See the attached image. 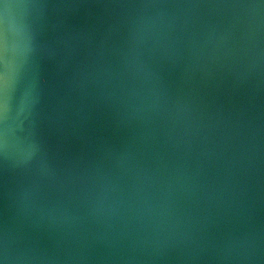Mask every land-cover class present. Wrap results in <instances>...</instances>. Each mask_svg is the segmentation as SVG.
Wrapping results in <instances>:
<instances>
[{"label":"water","instance_id":"water-1","mask_svg":"<svg viewBox=\"0 0 264 264\" xmlns=\"http://www.w3.org/2000/svg\"><path fill=\"white\" fill-rule=\"evenodd\" d=\"M0 264H264V0H0Z\"/></svg>","mask_w":264,"mask_h":264}]
</instances>
